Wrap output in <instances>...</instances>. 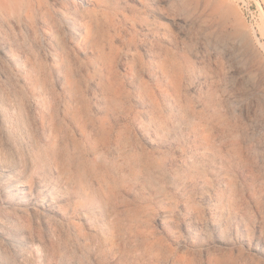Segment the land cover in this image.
Segmentation results:
<instances>
[{
  "label": "rangeland",
  "instance_id": "1",
  "mask_svg": "<svg viewBox=\"0 0 264 264\" xmlns=\"http://www.w3.org/2000/svg\"><path fill=\"white\" fill-rule=\"evenodd\" d=\"M251 1L0 0V264H264Z\"/></svg>",
  "mask_w": 264,
  "mask_h": 264
},
{
  "label": "built area",
  "instance_id": "2",
  "mask_svg": "<svg viewBox=\"0 0 264 264\" xmlns=\"http://www.w3.org/2000/svg\"><path fill=\"white\" fill-rule=\"evenodd\" d=\"M244 12L251 14L252 18L256 16V11H258V5L255 6L254 2L251 0H238Z\"/></svg>",
  "mask_w": 264,
  "mask_h": 264
},
{
  "label": "bare ground",
  "instance_id": "3",
  "mask_svg": "<svg viewBox=\"0 0 264 264\" xmlns=\"http://www.w3.org/2000/svg\"><path fill=\"white\" fill-rule=\"evenodd\" d=\"M210 46L212 48L213 51H217L218 47L216 46V44H213L211 41V38L208 37H203L200 41V45L198 47V52L199 53H204L206 51L207 46Z\"/></svg>",
  "mask_w": 264,
  "mask_h": 264
}]
</instances>
